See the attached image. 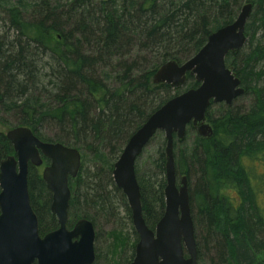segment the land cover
Instances as JSON below:
<instances>
[{
  "label": "trees",
  "instance_id": "obj_1",
  "mask_svg": "<svg viewBox=\"0 0 264 264\" xmlns=\"http://www.w3.org/2000/svg\"><path fill=\"white\" fill-rule=\"evenodd\" d=\"M246 3L253 4L247 43L226 56L246 92L232 105L211 104V138L198 133L192 138L195 128L189 125L183 140L175 138L174 150L177 175L189 179L194 221L204 231L203 236L196 232L199 264L202 247L212 264H264V197L258 187L264 174L257 171L264 170V0H0V123H7L4 114H14L18 125L41 139L80 149L81 168L69 177V227L85 217L97 233L98 219L117 216L120 206L133 222L127 197L114 181L115 162L156 109L199 85L190 75L185 87L155 84L156 70L168 60L189 59ZM166 141L158 131L136 162L151 228L166 207ZM13 154L0 129V164ZM142 164L146 168L140 169ZM215 179L238 188L241 201L220 197ZM29 191L41 234L58 228L52 192L33 165ZM133 228L137 239L127 254L125 232L108 233L105 264H131L139 241ZM99 258L96 251L94 264Z\"/></svg>",
  "mask_w": 264,
  "mask_h": 264
},
{
  "label": "water",
  "instance_id": "obj_2",
  "mask_svg": "<svg viewBox=\"0 0 264 264\" xmlns=\"http://www.w3.org/2000/svg\"><path fill=\"white\" fill-rule=\"evenodd\" d=\"M252 3L243 5L236 19L210 33L205 45L189 59H171L160 65L153 76L155 84L185 87L188 75L199 85L174 95L156 109L131 135L113 169L117 187L126 195L134 227L139 234L131 264H199L196 227L187 175L177 178L175 138L183 140L192 125L204 138L215 129L207 116L212 103L234 100L246 92L226 56L247 43L246 24ZM166 137L165 212L151 228L144 216L136 162L158 131ZM15 154L0 164V264H94L96 227L89 218H80L68 227L72 190L69 177H76L82 154L75 146L47 141L25 125L6 132ZM48 159L42 177L52 192L51 211L59 227L40 232L39 217L29 191L30 166L39 167Z\"/></svg>",
  "mask_w": 264,
  "mask_h": 264
},
{
  "label": "rangeland",
  "instance_id": "obj_3",
  "mask_svg": "<svg viewBox=\"0 0 264 264\" xmlns=\"http://www.w3.org/2000/svg\"><path fill=\"white\" fill-rule=\"evenodd\" d=\"M247 101L249 102V98L247 99ZM247 102V103H248ZM215 112H219L220 109L218 106H216L214 108ZM3 115V113H2ZM4 118L7 120V123H0V129L7 132L9 129L18 126V121L16 119V116L14 114H4ZM56 131L54 130H48V134L54 135ZM197 134L196 129L192 130L190 132V136H192V138H194V136ZM156 143L150 146V149H154L156 147ZM154 152V151H152ZM87 161V160H86ZM94 161V160H93ZM88 164H90V166H94L93 162L87 161ZM86 163V164H87ZM45 165H41L38 167L39 172L42 174L43 173V169H44ZM146 168L145 164H142L140 166V169ZM258 175H263L264 174V170L263 167H259L258 168ZM178 178V182L180 183L181 180V176H177ZM219 181H217V179H215V183L217 184ZM221 183H219V185L217 184V188L222 189V193L220 195V197H225L226 200H231L233 198H236L239 196L238 193V188H236L237 190H233L232 188L234 187H229L228 185H224V187L222 185H220ZM259 185V183H258ZM259 191H260V198L264 197V185H259ZM217 193L215 192V194L213 196H216ZM259 200H263L260 199ZM118 204V203H117ZM195 216V214H194ZM97 223V240L95 242V247H96V251L100 254V258H99V262L98 264H105L107 262V256H108V252H109V245L111 243V239L109 237V232L112 230H121L125 232V237L128 238V246L129 249H126V254L130 253L132 248V245H134V243L136 242L137 239V235H135L134 233V228H133V222L130 220L128 213L126 212L125 208L123 207H119L118 208V214L117 216L111 217L109 218L108 216H103L101 218L98 219ZM196 232L197 233H201V236H203L204 231L203 228L198 227V222H196ZM200 236V235H199ZM129 250V251H128ZM202 251H203V255L200 259V264H212L213 261L211 260L210 257V253L208 252L206 254L205 249H203L202 247ZM125 254V255H126ZM123 260V256L121 258L120 261Z\"/></svg>",
  "mask_w": 264,
  "mask_h": 264
},
{
  "label": "flooded vegetation",
  "instance_id": "obj_4",
  "mask_svg": "<svg viewBox=\"0 0 264 264\" xmlns=\"http://www.w3.org/2000/svg\"><path fill=\"white\" fill-rule=\"evenodd\" d=\"M248 101H247V99H244V103H247ZM228 105V104H227ZM233 190H237L236 188H232ZM238 193H239V191H238ZM241 199H242V197H241V195H240V193H239V196L238 197H236L235 198V203L237 204V203H239L240 201H241ZM57 217V216H56ZM194 218V217H193ZM195 220H196V214H195ZM196 222V221H195ZM74 226V225H73ZM72 226V227H73ZM69 227V226H68ZM72 227H69V228H72ZM195 227H196V225H195ZM97 234V233H96ZM197 239V238H196ZM96 248V247H95Z\"/></svg>",
  "mask_w": 264,
  "mask_h": 264
},
{
  "label": "bare ground",
  "instance_id": "obj_5",
  "mask_svg": "<svg viewBox=\"0 0 264 264\" xmlns=\"http://www.w3.org/2000/svg\"><path fill=\"white\" fill-rule=\"evenodd\" d=\"M48 141V140H47Z\"/></svg>",
  "mask_w": 264,
  "mask_h": 264
}]
</instances>
